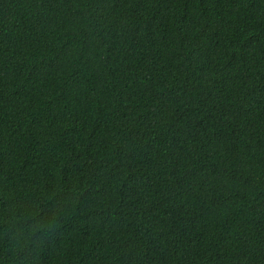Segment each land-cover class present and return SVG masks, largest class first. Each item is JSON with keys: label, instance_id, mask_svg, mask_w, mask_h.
Wrapping results in <instances>:
<instances>
[{"label": "trees", "instance_id": "16d2710c", "mask_svg": "<svg viewBox=\"0 0 264 264\" xmlns=\"http://www.w3.org/2000/svg\"><path fill=\"white\" fill-rule=\"evenodd\" d=\"M0 264H264V0H0Z\"/></svg>", "mask_w": 264, "mask_h": 264}]
</instances>
